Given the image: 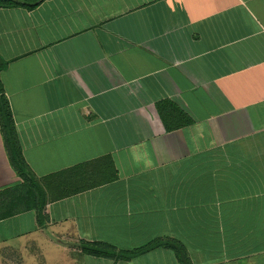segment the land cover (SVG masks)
<instances>
[{
  "label": "crops",
  "instance_id": "crops-1",
  "mask_svg": "<svg viewBox=\"0 0 264 264\" xmlns=\"http://www.w3.org/2000/svg\"><path fill=\"white\" fill-rule=\"evenodd\" d=\"M0 92V264H264V0L0 8Z\"/></svg>",
  "mask_w": 264,
  "mask_h": 264
},
{
  "label": "trees",
  "instance_id": "trees-1",
  "mask_svg": "<svg viewBox=\"0 0 264 264\" xmlns=\"http://www.w3.org/2000/svg\"><path fill=\"white\" fill-rule=\"evenodd\" d=\"M43 1L45 0H0V8L7 9V8H15V7H24L31 10L36 8ZM0 122L2 123L3 137L5 140V145L7 147V153L9 155L11 164L15 167V169L17 170L18 174L21 177L23 176L25 177V172H24L25 165L21 158L18 145L16 144L13 123L9 113V108L7 106L5 97L1 94V92H0ZM158 244L159 242H154L145 249L147 250V249L155 248ZM167 244L170 245L171 247L176 248L179 252L181 251L179 245L175 244L174 242H169ZM98 249L99 248H96L95 246L92 245H87V244L83 245V251L87 253H94V254L97 253V255H104V253L99 252Z\"/></svg>",
  "mask_w": 264,
  "mask_h": 264
}]
</instances>
